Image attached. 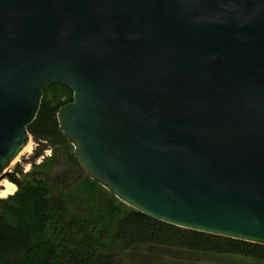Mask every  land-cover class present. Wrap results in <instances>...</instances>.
I'll use <instances>...</instances> for the list:
<instances>
[{
  "label": "water",
  "instance_id": "water-1",
  "mask_svg": "<svg viewBox=\"0 0 264 264\" xmlns=\"http://www.w3.org/2000/svg\"><path fill=\"white\" fill-rule=\"evenodd\" d=\"M116 200L264 247V0H0V182L43 91Z\"/></svg>",
  "mask_w": 264,
  "mask_h": 264
},
{
  "label": "trees",
  "instance_id": "trees-1",
  "mask_svg": "<svg viewBox=\"0 0 264 264\" xmlns=\"http://www.w3.org/2000/svg\"><path fill=\"white\" fill-rule=\"evenodd\" d=\"M47 91L59 95L47 101ZM71 102L72 92L65 86L51 85L43 91L27 132L38 145L35 159L47 147L54 154L36 168L40 175L30 174L13 196L0 199V264H121L119 256L144 249L184 254L196 263L236 257L264 264L263 246L157 222L91 181L59 132L57 112ZM54 148L66 151L65 163L73 174L52 173Z\"/></svg>",
  "mask_w": 264,
  "mask_h": 264
},
{
  "label": "rangeland",
  "instance_id": "rangeland-1",
  "mask_svg": "<svg viewBox=\"0 0 264 264\" xmlns=\"http://www.w3.org/2000/svg\"><path fill=\"white\" fill-rule=\"evenodd\" d=\"M59 93H55L53 91H47L45 93V99L47 101H51L54 97H57ZM64 99H62L63 101ZM30 147L31 149L28 150V153L20 154L14 162L9 166L6 173L13 178L15 182H17V186H15V191L13 194L6 196L5 198L0 199H7L10 196H13L18 188L19 185L23 184L25 181L29 180L30 174L40 175L41 170L36 169L38 166L43 162V160L49 159L53 156L54 152L50 147H47L45 151H43L42 156L38 159L34 158V154L36 150H38V145L33 142L32 138H30ZM55 149V164L52 169V173L61 174V173H68L69 166L65 163L67 159V153L65 150H58ZM53 149V150H54ZM73 172H69V174ZM7 182L11 183L10 180L7 178L5 179ZM3 188H0V190ZM119 261L121 264H252L249 260L241 259V258H218V259H202L199 262H194L195 258L187 257L184 254L174 253V252H165L163 250L158 249H144L140 253L133 254V255H122L119 256Z\"/></svg>",
  "mask_w": 264,
  "mask_h": 264
},
{
  "label": "bare ground",
  "instance_id": "bare-ground-1",
  "mask_svg": "<svg viewBox=\"0 0 264 264\" xmlns=\"http://www.w3.org/2000/svg\"><path fill=\"white\" fill-rule=\"evenodd\" d=\"M29 149H31L30 144H28L26 148H24L21 154L25 152L28 153ZM0 188H3V190H0V198H5L6 196L13 194V192L15 191L14 185L7 182L6 180L0 182Z\"/></svg>",
  "mask_w": 264,
  "mask_h": 264
}]
</instances>
